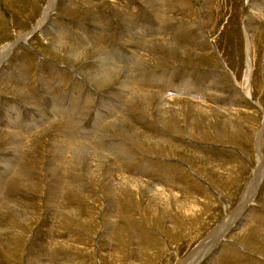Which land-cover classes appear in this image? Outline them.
<instances>
[{
  "label": "rangeland",
  "instance_id": "1",
  "mask_svg": "<svg viewBox=\"0 0 264 264\" xmlns=\"http://www.w3.org/2000/svg\"><path fill=\"white\" fill-rule=\"evenodd\" d=\"M189 263L264 264V0H0V264Z\"/></svg>",
  "mask_w": 264,
  "mask_h": 264
},
{
  "label": "bare ground",
  "instance_id": "2",
  "mask_svg": "<svg viewBox=\"0 0 264 264\" xmlns=\"http://www.w3.org/2000/svg\"><path fill=\"white\" fill-rule=\"evenodd\" d=\"M51 2H53V1H51ZM50 4H51V3H50ZM53 5H54V4H53ZM51 8H52V7H50V5H49V8H47L46 11L44 10V11H45V17L48 16V12L51 11ZM45 22H46V21H45ZM42 24H43V23H42ZM42 26H43V25H42ZM39 27H41V24L39 25ZM29 35H30V34H26V35L24 36L23 41H26V39L29 37ZM16 42H17V41H16ZM60 43H61V42H60ZM13 46H14V43L9 44V47H13ZM61 48H62V47H61ZM150 48H151V47H150ZM11 49H12V48H11ZM147 52H148V51H147ZM73 55H74V54H73ZM144 57H145V56H144ZM99 60H100V59H99ZM100 61H101V60H100ZM102 61H103V60H102ZM101 64H102V63H101ZM107 66H108V65H107ZM110 66H111V65H110ZM99 67H100V66H99ZM105 67H106V66H105ZM104 69H105V68H104ZM112 69H113V68H112ZM131 70H132V69H131ZM102 73H103V72H102ZM172 98H173V97H172ZM165 99H166V98H165ZM165 99H164V100H165ZM154 100H155V99H154ZM161 100H162V99H161ZM162 101H163V100H162ZM162 101H160V104H161V105H165L164 102H162ZM161 102H162V103H161ZM158 106H159V105H158ZM1 110H2V109H1ZM163 111H164V110H163ZM255 182H256V181H255ZM124 183H125V182H124ZM253 183H254V182H253ZM253 183H252V185H253ZM133 184H134V183H133ZM252 185H251V186H252ZM133 186H134V185H133ZM137 186H138V185H137ZM131 187H132V186H131ZM134 187H135V186H134ZM253 189H254V186H253L252 188L250 187L249 191L251 190V193H252V192H253V191H252ZM154 191H155V190H154ZM149 192H150V190H149ZM248 194H249V192H248ZM248 194H247L246 199H247L248 197H249V198L252 197V196H248ZM250 195H251V194H250ZM151 199H152V198H151ZM156 200H158V199H156ZM159 202H160V201H159ZM244 206H246V205L244 204L243 207H244ZM238 208H240V207H238ZM243 209H244V208H243ZM227 221H228V220H226L225 222H223V223H225L223 226H222L223 223L220 224L222 227L219 226V227L217 228L219 232H222V234L225 233L224 231H225L228 227H230V226H229V222H231V221H229V222H227ZM221 229H222V230H221ZM215 231H216V230H215ZM212 235H213V234H212ZM213 236H214V237H213ZM213 236H212V240H213V243H214V242H216L215 240H216V237H217L218 235H213ZM224 236H225V235H224ZM224 236H223V238H224ZM223 238H222V239H223ZM212 240L208 239L207 242H206V244L210 243ZM203 243H204V242H203ZM203 243L200 244V245L205 246L206 244H203ZM211 243H212V242H211ZM211 243H210V244H211ZM166 246H167V245H166ZM192 252H193V251H192ZM204 252H205V251H204ZM193 254H195V253H193ZM187 258H188V257H187ZM190 259H191V258H189V261H190ZM100 261H101V260H100ZM194 262H195V261H194ZM190 263H191V262H190ZM190 263H189V264H190Z\"/></svg>",
  "mask_w": 264,
  "mask_h": 264
}]
</instances>
